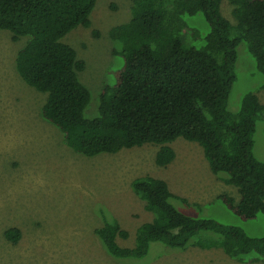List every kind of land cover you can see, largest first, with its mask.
Returning <instances> with one entry per match:
<instances>
[{"label":"trees","instance_id":"16d2710c","mask_svg":"<svg viewBox=\"0 0 264 264\" xmlns=\"http://www.w3.org/2000/svg\"><path fill=\"white\" fill-rule=\"evenodd\" d=\"M221 2L131 0L128 21L108 31L118 65L109 71L92 117L85 115L90 90L78 76L85 62L63 38L77 26H90L96 0H0V30L12 41L25 39L15 56L16 72L45 94L40 114L59 128L72 151L93 157L152 145L156 165L165 167L175 158L171 142H195L211 173L237 190L236 198L225 193L218 200L239 220L252 221L264 215V162L253 154L264 104L247 91L232 112L228 99L241 41L264 74V0H228L229 17ZM130 188L152 217L136 228L133 244L123 246L117 239H128V231L98 210L94 235L110 257L139 260L160 243L176 250L217 248L241 263H264V235L178 210L173 200L187 201L163 179L138 176ZM4 236L15 244L20 231L10 227Z\"/></svg>","mask_w":264,"mask_h":264},{"label":"rangeland","instance_id":"374dc122","mask_svg":"<svg viewBox=\"0 0 264 264\" xmlns=\"http://www.w3.org/2000/svg\"><path fill=\"white\" fill-rule=\"evenodd\" d=\"M130 6L131 0H96L90 26H77L63 38L85 62L78 76L91 93L86 116L96 114L98 93L118 65L108 31L128 21ZM221 11L230 16L228 0H222ZM195 18L204 24L199 14ZM24 41H12L9 32L0 30V264H264L235 261L217 248L176 250L160 243H152L139 260L110 257L94 235L101 223L98 210L114 215L129 233L118 243L131 246L136 228L152 217L131 191L130 182L138 176L165 180L173 194L187 201L173 200L178 210L240 225L253 236L264 235V215L241 221L228 211L218 196L236 198V188L211 173L198 144L181 137L170 143L175 158L165 167L156 165L152 145L93 157L72 151L59 128L40 114L45 94L16 72L15 56ZM236 51V80L228 99L232 112L247 91L264 104V74L255 69L244 41ZM253 154L264 162V117L256 125ZM10 227L20 231L15 244L4 236Z\"/></svg>","mask_w":264,"mask_h":264}]
</instances>
